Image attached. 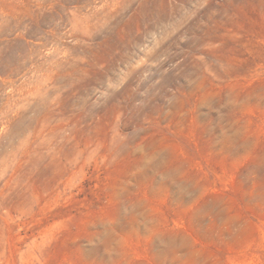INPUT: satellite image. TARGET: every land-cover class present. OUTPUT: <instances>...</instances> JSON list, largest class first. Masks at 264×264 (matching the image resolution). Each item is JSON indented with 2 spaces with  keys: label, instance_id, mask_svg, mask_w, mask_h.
<instances>
[{
  "label": "rangeland",
  "instance_id": "rangeland-1",
  "mask_svg": "<svg viewBox=\"0 0 264 264\" xmlns=\"http://www.w3.org/2000/svg\"><path fill=\"white\" fill-rule=\"evenodd\" d=\"M0 264H264V0H0Z\"/></svg>",
  "mask_w": 264,
  "mask_h": 264
}]
</instances>
